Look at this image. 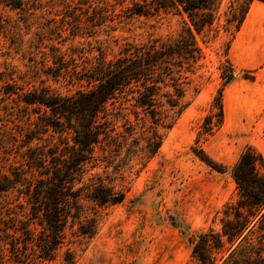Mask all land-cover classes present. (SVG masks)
I'll return each mask as SVG.
<instances>
[{"label":"trees","instance_id":"obj_1","mask_svg":"<svg viewBox=\"0 0 264 264\" xmlns=\"http://www.w3.org/2000/svg\"><path fill=\"white\" fill-rule=\"evenodd\" d=\"M255 1L264 3L230 0L224 12V0L134 2L130 15H172L181 21L178 31L143 43L127 42L112 58L106 47L100 48L97 57L74 71L82 88L72 96L48 88L19 96L32 110L26 143L44 144L27 149L25 169H13L0 180V194L16 192L18 198L14 207L0 213V264L50 263L62 250L63 264L75 263L69 235L89 239L96 235L101 210L125 199V171L136 165L139 171L145 168L162 145L160 130L173 128L191 103V90L198 94L195 79L206 59L198 37L204 40L212 33L217 38L221 30L234 36ZM2 5L4 0H0V29ZM97 15V20L91 19L92 27L101 25L95 24L103 17ZM76 23L73 37L86 35L80 32V21ZM219 70L222 85L202 119L196 145L224 124V90L234 80L235 68L226 57ZM32 114L36 118L31 119ZM193 152L213 169L225 172L203 148ZM261 167L264 158L253 148L241 153L231 169L238 198L223 211L219 231L209 229L190 239L192 264H264L263 251L248 239L254 230H263ZM94 169H102L105 176L92 174Z\"/></svg>","mask_w":264,"mask_h":264},{"label":"rangeland","instance_id":"obj_2","mask_svg":"<svg viewBox=\"0 0 264 264\" xmlns=\"http://www.w3.org/2000/svg\"><path fill=\"white\" fill-rule=\"evenodd\" d=\"M4 1L0 29V180L13 169H25L27 149L44 144L26 143L24 133L32 110L19 96L42 88L72 96L82 88L74 71L97 57L100 48L106 47L108 58H112L127 42L143 43L175 34L181 22L165 14L130 15L128 9L139 0ZM229 1L224 0L222 12ZM99 13L103 17L95 24L101 25L92 27L91 19L97 20ZM78 21L80 32L86 35L73 37ZM198 41L206 55L200 77L195 79L198 94L191 90V103L173 128L160 130L162 145L145 168L139 171L140 165H136L125 171V199L101 210L96 235L90 239L69 235L74 242L69 245L74 264H192L190 239L209 229L219 231L223 211L238 198L231 169L241 153L251 147L264 158V3L251 4L234 36L221 30L217 38L211 33L204 40L198 37ZM226 57L235 68V78L224 90V124L214 136L196 145L202 119L222 85L219 66ZM35 116L32 114L31 119ZM198 146L225 172L202 161L193 152ZM259 172L264 176V167ZM91 173L105 176L102 169ZM116 188L121 187L116 184ZM16 195L0 194V213L15 206ZM262 228L251 232L248 239L264 256V224ZM61 253L55 261L44 264H63Z\"/></svg>","mask_w":264,"mask_h":264}]
</instances>
